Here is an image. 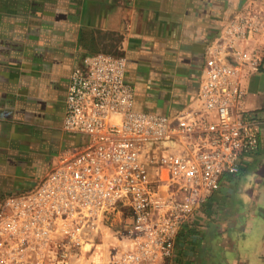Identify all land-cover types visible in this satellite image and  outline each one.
Masks as SVG:
<instances>
[{
	"label": "crops",
	"instance_id": "crops-1",
	"mask_svg": "<svg viewBox=\"0 0 264 264\" xmlns=\"http://www.w3.org/2000/svg\"><path fill=\"white\" fill-rule=\"evenodd\" d=\"M242 17L256 32L230 62L259 147L180 226L166 262L264 264V0H0V204L34 188L62 150L84 145L61 128L68 77L83 58L124 57L133 108L173 118L199 106L207 50Z\"/></svg>",
	"mask_w": 264,
	"mask_h": 264
},
{
	"label": "built area",
	"instance_id": "built-area-1",
	"mask_svg": "<svg viewBox=\"0 0 264 264\" xmlns=\"http://www.w3.org/2000/svg\"><path fill=\"white\" fill-rule=\"evenodd\" d=\"M255 32L247 17L225 29L207 50L199 106L173 118L133 108L124 57L83 58L68 77L61 128L85 143L62 150L34 188L0 204V264H70L96 226L122 210L129 241L107 264L170 258L180 226L259 147L258 118L238 110L243 91L230 62ZM245 61L257 69L255 56Z\"/></svg>",
	"mask_w": 264,
	"mask_h": 264
},
{
	"label": "rangeland",
	"instance_id": "rangeland-1",
	"mask_svg": "<svg viewBox=\"0 0 264 264\" xmlns=\"http://www.w3.org/2000/svg\"><path fill=\"white\" fill-rule=\"evenodd\" d=\"M130 227L129 211L108 215L91 232L89 244L70 264H107L110 256L128 243ZM166 260L160 264H168Z\"/></svg>",
	"mask_w": 264,
	"mask_h": 264
}]
</instances>
